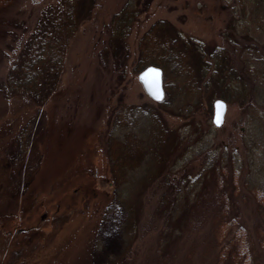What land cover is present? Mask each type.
<instances>
[{"label":"rangeland","instance_id":"374dc122","mask_svg":"<svg viewBox=\"0 0 264 264\" xmlns=\"http://www.w3.org/2000/svg\"><path fill=\"white\" fill-rule=\"evenodd\" d=\"M55 1L0 4V264H264V0H75L39 98Z\"/></svg>","mask_w":264,"mask_h":264},{"label":"trees","instance_id":"16d2710c","mask_svg":"<svg viewBox=\"0 0 264 264\" xmlns=\"http://www.w3.org/2000/svg\"><path fill=\"white\" fill-rule=\"evenodd\" d=\"M6 1L7 0H0V4L4 5ZM74 1L75 0H56L54 3L50 4L45 14L48 16L47 18L49 21V29L46 35L38 41L35 47H33V50L28 54L24 64L17 62V67L15 66L9 70V76H7L8 81H13V73L17 74V70H20L22 71L21 79L28 80L29 76L32 77L33 85L29 87H31V91L39 98H44L50 94L62 70L61 67L64 62V54L67 48L66 44L74 30L73 27L75 28L73 17ZM176 55L177 54H173L169 51L168 55L164 57V61L157 63L164 65V62L169 61L171 57L174 59ZM136 60L141 63L140 68L145 66L141 58L137 57ZM166 73L165 71V73L163 72L162 74V83L163 86L167 88ZM10 83L7 89H9L11 94H15L17 91L16 86ZM18 86L20 88L25 87L21 84ZM224 97L227 98L226 95H224Z\"/></svg>","mask_w":264,"mask_h":264},{"label":"water","instance_id":"95a60500","mask_svg":"<svg viewBox=\"0 0 264 264\" xmlns=\"http://www.w3.org/2000/svg\"><path fill=\"white\" fill-rule=\"evenodd\" d=\"M162 69L159 65L147 64L146 67L141 69L137 76L144 88L145 92L155 100H158L154 93L160 95V99L163 98L164 89L162 86ZM143 77V79H142ZM213 121L215 124L219 125L224 120V113L227 107L224 98H215L213 100Z\"/></svg>","mask_w":264,"mask_h":264},{"label":"snow or ice","instance_id":"6c2138e0","mask_svg":"<svg viewBox=\"0 0 264 264\" xmlns=\"http://www.w3.org/2000/svg\"><path fill=\"white\" fill-rule=\"evenodd\" d=\"M142 79H143V77H142ZM154 95L156 96L157 99H160V95L158 94V92L154 93Z\"/></svg>","mask_w":264,"mask_h":264}]
</instances>
